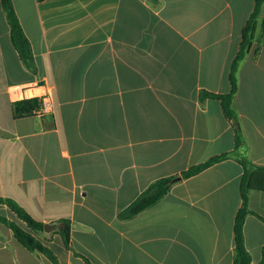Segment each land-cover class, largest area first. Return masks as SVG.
I'll use <instances>...</instances> for the list:
<instances>
[{
    "label": "crops",
    "instance_id": "0c3cea01",
    "mask_svg": "<svg viewBox=\"0 0 264 264\" xmlns=\"http://www.w3.org/2000/svg\"><path fill=\"white\" fill-rule=\"evenodd\" d=\"M256 0H13L34 66L11 41L0 1V196L53 224L40 238L60 264H232L245 156L264 166V4L233 99L222 102ZM32 86L35 90L31 92ZM52 91V113L15 117L13 102ZM230 153L202 171L181 172ZM157 203L119 217L155 180ZM245 244L264 264V170L249 177ZM0 213L14 218L7 205ZM12 216V217H11ZM69 219L70 247L57 231ZM0 264H53L0 223Z\"/></svg>",
    "mask_w": 264,
    "mask_h": 264
},
{
    "label": "trees",
    "instance_id": "16d2710c",
    "mask_svg": "<svg viewBox=\"0 0 264 264\" xmlns=\"http://www.w3.org/2000/svg\"><path fill=\"white\" fill-rule=\"evenodd\" d=\"M5 11L7 20L10 25L11 41L18 50L22 60L29 67L34 66V56L31 43L27 38L21 25L18 14L15 10L13 0H0ZM264 0H256L254 9L242 30V40L237 54L234 56L230 68L231 88L226 93H214L206 90L201 91L200 98L202 100L208 97H215L221 100L222 109L227 120L233 125L235 130V148L240 151L245 144L244 135L239 126L237 113L233 107V99L238 89L237 71L239 64L248 53L255 40V32L259 24L262 13ZM263 36L259 38L260 47L263 44ZM40 98L30 97L13 102V113L15 117H24L35 114V110L40 107ZM230 153H223L213 156L199 164L193 165L181 172V177H190L206 167L230 157ZM237 160L241 162L244 172L241 178V197L242 205L238 209L234 222L235 246L232 264H253L251 253L246 247L244 236V223L247 215L253 212L249 208V177L252 169L264 170V166L256 165L240 155ZM177 175L164 176L151 183L139 196L126 208L120 211L119 217L123 219L131 218L142 210L157 203L167 194L176 180ZM0 204L7 205L15 214L14 218L0 213V223H4L13 230L15 237L29 250L46 255L53 264H60L54 251L40 238L45 232V223L32 217L15 199L0 196ZM58 232L63 238V242L70 247V227L69 219L62 218L58 222ZM262 264V263H258Z\"/></svg>",
    "mask_w": 264,
    "mask_h": 264
},
{
    "label": "built area",
    "instance_id": "2783aa9c",
    "mask_svg": "<svg viewBox=\"0 0 264 264\" xmlns=\"http://www.w3.org/2000/svg\"><path fill=\"white\" fill-rule=\"evenodd\" d=\"M30 88L31 92L35 93V90L32 86H26L25 87ZM33 97L40 98V107L35 110V114L45 115L52 113L55 109V98L52 91H47L44 94H34Z\"/></svg>",
    "mask_w": 264,
    "mask_h": 264
},
{
    "label": "water",
    "instance_id": "95a60500",
    "mask_svg": "<svg viewBox=\"0 0 264 264\" xmlns=\"http://www.w3.org/2000/svg\"><path fill=\"white\" fill-rule=\"evenodd\" d=\"M178 178H180V177H178ZM178 178H176V179H178ZM50 227H54V225L53 224H46L45 225V230H49Z\"/></svg>",
    "mask_w": 264,
    "mask_h": 264
},
{
    "label": "rangeland",
    "instance_id": "374dc122",
    "mask_svg": "<svg viewBox=\"0 0 264 264\" xmlns=\"http://www.w3.org/2000/svg\"><path fill=\"white\" fill-rule=\"evenodd\" d=\"M12 217V216H11ZM15 217V216H14Z\"/></svg>",
    "mask_w": 264,
    "mask_h": 264
}]
</instances>
